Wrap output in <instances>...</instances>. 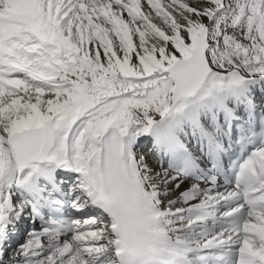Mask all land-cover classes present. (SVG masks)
Masks as SVG:
<instances>
[{
	"label": "snow or ice",
	"instance_id": "6c2138e0",
	"mask_svg": "<svg viewBox=\"0 0 264 264\" xmlns=\"http://www.w3.org/2000/svg\"><path fill=\"white\" fill-rule=\"evenodd\" d=\"M0 264H264V0H0Z\"/></svg>",
	"mask_w": 264,
	"mask_h": 264
},
{
	"label": "bare ground",
	"instance_id": "6f19581e",
	"mask_svg": "<svg viewBox=\"0 0 264 264\" xmlns=\"http://www.w3.org/2000/svg\"><path fill=\"white\" fill-rule=\"evenodd\" d=\"M29 226L28 225H24L23 227H22V229H21V232H22V235H21V237L19 238V239H24L25 237H24V235H23V233L25 232V230L28 228Z\"/></svg>",
	"mask_w": 264,
	"mask_h": 264
}]
</instances>
